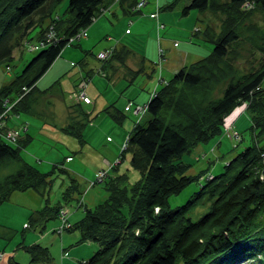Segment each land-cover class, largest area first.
<instances>
[{
	"label": "trees",
	"instance_id": "1",
	"mask_svg": "<svg viewBox=\"0 0 264 264\" xmlns=\"http://www.w3.org/2000/svg\"><path fill=\"white\" fill-rule=\"evenodd\" d=\"M45 1L0 0V64L9 66L13 49L22 44L28 29L35 25L32 14L39 12V19L46 15ZM114 1L127 11L141 14L140 7H136L139 0ZM174 1L164 8H172ZM108 4L105 0H68L69 19H51L52 33L39 30L37 38L46 43L10 82L0 85V115L7 105L4 116L27 109L37 79L61 48L71 42L70 37L90 26ZM194 8L199 13V24L193 35L211 44V52L177 68L147 100L144 110L149 117L127 133L120 159L129 152L130 166L137 170L138 178L131 182L125 173L109 176L102 183L108 191L102 202L83 207L84 215L73 222L66 217L69 227L63 230H77L79 240H92L99 245L82 264H233L239 258L264 264V28L251 30L248 24L243 29L241 23L245 19L254 23L252 16L258 11L259 21L264 24V0H191L181 9L182 14ZM205 11L216 16L219 23L205 22ZM251 31L263 60L245 71L239 66L246 54L240 41L253 46ZM109 49L107 57L96 55L101 60L100 72L104 67L110 68L115 60L124 64L132 52L125 44L103 51ZM159 53L163 54L162 49ZM138 70L129 69L128 74L134 76ZM244 101L251 123L247 128L251 144L226 159L216 174L204 171L197 176L188 175L189 163L183 162L181 155L201 141L220 137L226 114ZM137 106L140 107L126 104L124 111H134ZM105 111L115 119L124 118V111L114 105L105 107ZM75 116L59 130L83 142L89 112L79 111ZM229 124L240 140L241 132L233 129V122ZM3 137L0 133V166L13 159L19 166L0 178V203L10 198L13 191L26 188L48 196L53 171L66 170L56 163L42 172L23 159L20 149L28 144L30 135L19 132L11 140L14 144ZM195 178L201 182L193 196L170 206L168 197ZM69 181L62 192L65 202L78 192L74 178L69 177ZM44 200L42 207L30 213L26 226H39L42 230L48 218L59 217L64 204H49L47 197ZM200 205L206 209L197 218L187 214ZM19 246L28 253L30 263L51 264L48 247L36 242ZM15 261L8 263L17 264Z\"/></svg>",
	"mask_w": 264,
	"mask_h": 264
},
{
	"label": "rangeland",
	"instance_id": "2",
	"mask_svg": "<svg viewBox=\"0 0 264 264\" xmlns=\"http://www.w3.org/2000/svg\"><path fill=\"white\" fill-rule=\"evenodd\" d=\"M147 1L148 3L146 5L147 7H149L150 4L154 0H147ZM160 1L163 2L164 0H160ZM105 2L108 4L110 0H105ZM115 4L120 5L115 2H112V3L110 2L109 7H107L105 10L104 8L101 9L100 15L97 16L96 19L93 20L91 23V26H92L94 22L98 21L97 22L98 24L102 19H105L106 23L109 25V27L112 29L111 31L113 32L112 42L108 41V38L106 37L107 35H102V37H97L95 38V40L93 39L92 35L84 36V37H81L80 39H73L71 40L70 43H67L63 49H61L62 51L60 50V53L58 54L59 56L57 57L59 60H57L54 63L53 67L51 66L50 68L51 70L48 71V68H49L48 67L47 68L48 72L45 71L43 73L44 75L41 74L43 75V76H40L41 79L40 77L38 78V80L40 79L39 80L40 82H38V85H37L39 88H44L48 86L49 84H51L52 82H54L55 80H59L57 83L58 86L57 85L52 86V89L49 92H47L45 95L46 99L51 100L50 104L48 103V105H46L45 108H42V111H43L42 118H44V120L48 124H51L52 126H54V123L56 126L62 124V122L65 121V117L67 116L66 114H68V111H71L70 108L73 109V105L71 106L70 104L73 103V101L76 99L74 95L72 94V92L70 93L68 92L72 90L71 88L73 87V83L75 84L74 88H76V91L78 92L80 90V88L78 87V84H79L78 82L81 80V78L78 77L79 69L83 70L84 74L86 70L91 69V73L93 74V76L97 78H99L98 76H101L103 80H105L106 83L108 82V80L105 79V76H103V74L98 70V68H100L99 65H100L101 60L98 59L96 55L100 47L104 50V49L112 47L113 46L112 44L115 41V39L120 41V39L122 38V35H124L123 31L121 32L120 30V26L122 25V21H121L122 17L125 19L124 20V22L126 23L125 27H128L130 29L131 34H127L125 38H123V40L120 41V43L124 42V43L129 44L133 50L134 49L136 50L138 48H140L141 50H144V47L142 46L145 44L143 43L144 38H146L148 34L153 33L151 31V26H149L150 23L145 18L146 17L145 14L144 13L142 14L132 13L130 15H126L118 9L119 7L114 6ZM111 5L112 7L114 6L115 9H117L115 15H113V13L111 12V9H110ZM44 6L45 7L43 9H44V12H46V15H41L42 18L39 19L38 17L40 15L39 12L32 14L31 19L35 25H33L31 29H28V32L24 35L23 40L21 41L22 44L20 46L18 45V47H15L13 49L14 50L12 52L13 58L11 62L9 61V66L6 67L4 63L0 64V85L10 82V80L18 72L21 71V68L26 64V62L29 61V58H31L40 48H42L43 45H41L40 43L41 42L44 44L46 43L43 40L40 42L39 38H37V34L39 30L47 29L50 31V33H52V30L50 29L52 28L50 25L51 19H54L60 16V19L65 21L69 19V17L71 16L70 12H68L67 10V7L69 6L68 0H46ZM142 8L146 10L145 7L142 6ZM190 11L192 12V14L189 17L185 16L182 19L183 23L186 22V24H188V22L190 23V22L195 21L194 19H195V16L197 15V10L194 8ZM167 14H168V19H169L170 12L168 13L167 11ZM129 18L131 19L133 18V20L134 19L136 20L141 19V20L139 21L138 24L134 25L133 23L131 24L128 23ZM252 18L255 24L254 23L251 24L248 22L251 20L245 19L241 21L243 25V29L246 28L244 27L245 25L249 24L251 27V30L259 29L260 31H262L263 30L262 28H264V24H262V22L259 21L261 18L259 12L257 11L256 13H254ZM205 19H206L205 22L213 21L215 24L219 23V19L209 12L205 13ZM91 26H88L85 28V30H87V34L89 33V28ZM149 27H150V30H149ZM167 29L168 27L161 29V31H164ZM169 32H170V29H169ZM114 34H116L117 37ZM249 34L253 38L252 44L254 47L250 44V42H247L245 40L243 42L240 41L242 43L241 46H243V49H244L242 51L243 53H246V54L239 62V66L241 70H245V71L247 69L249 70L250 65H257L260 63L261 60H263L261 56V52H259L258 54V52L256 51L258 50V48L256 46L257 43L254 42L255 34L252 31ZM50 37L52 38V36ZM177 39L178 41H180L179 38ZM31 44L32 45L34 44L35 49H32V48L30 49ZM207 44L210 46V49H209L210 51L207 50L205 53H203L204 55H206L208 52H211L212 45L209 44L208 42ZM84 50H87V51H84ZM148 51L149 53L151 52L150 50ZM82 59L84 60V63H82L83 62ZM144 64H145L144 66L145 70L141 71L138 74L139 76H137V80H135L136 83H138L139 81H144V79L147 78L148 76L146 73H148L147 69H149L148 67H150L149 65H151V63H148L145 61ZM107 65L108 64H106V66ZM108 69L106 70L105 68V71H108ZM150 72L153 74V76H151L152 74L150 73L151 74L150 76L153 78L154 77L156 78L157 67L156 69L154 68V72L152 71V69ZM95 82L96 80L94 79V83L92 84L93 87H96ZM118 82H119V85H118ZM85 83H86V79H85ZM136 83L135 85H131L130 87L127 86L128 88L126 87L124 89L123 95L120 98L122 99L126 98L125 96L126 91H129V92L135 91L138 87ZM114 85L117 88H119L120 86H125L126 80H124L123 78L118 79L117 77L116 84ZM261 86L264 88V77H263V80L261 81ZM108 87L110 88L104 87V89L106 88V94L110 96L113 92L112 90L113 86L109 85ZM86 88H87V91L89 92L92 89L89 85H87ZM104 89L103 87H101L100 90H103L102 92H104ZM120 98L119 97L116 98V101L119 103V105H120V101L122 102ZM3 102L5 104L8 103L7 100H4ZM246 103L247 101L236 104L234 108L231 109L230 113L226 114L224 118L225 124H223L224 127L222 128V135H220L221 137L220 142L218 140L220 138L219 136H216L213 138L211 137L209 140L205 142L201 141L200 143L197 144V146L191 148L189 152H185L181 155L182 161L185 163H189L190 168H188V170L186 171L188 175L197 176L199 173L204 172V171H208L210 173L216 174L219 171H221L223 167V162H225L226 159H228L229 157L231 158V156L233 157V155L234 156L237 155V153L241 151L243 147L245 148L246 145L248 146V144H251L250 142L251 138L249 135L250 133L248 132L249 130L247 129L249 124L251 123L249 122V118L246 114L247 111L245 110ZM67 106H68V109H67ZM86 108L92 109L91 105H89V107L86 105ZM145 108L146 106L144 104L140 106L139 108H135L136 110L132 112L140 113V112H143ZM6 110L7 109L5 106L4 110L1 113H5ZM12 114L13 113L11 112L10 114H7V116H4V114L2 115V118H3L2 122H4L5 120L4 122L5 125L4 126L1 125L0 127L1 134L5 132L6 128H9V127L10 128L19 127L18 133L19 132L23 133L24 130H26L24 124L18 125L19 123H16L15 120L11 119ZM104 115L106 118L109 119V117H107L106 114H99L98 118L104 117ZM67 117H66V120H67ZM7 119H9V122H7ZM92 119L93 121H95V117ZM68 122H70L69 119H68ZM229 122H233V129H236L238 132H241L242 135H241L240 140H237L238 137L234 135L235 133L231 132ZM91 125H93V127L97 129L98 131L101 130L99 133L97 132L95 133V140H98L99 144H102L103 146V143H104V148H106L105 145L107 146V144L108 146L110 145L113 146L115 139L113 138L112 141H108V139H105V135L107 133L112 138V136L115 134V130H114L115 126H113L114 128H110L109 126H107V124L106 125L104 124L103 126H97L96 121L93 124H91L90 122L89 123L87 122L85 123L83 127V129L86 130L85 132H87L90 127H92ZM117 127H119L118 124L116 125V128ZM127 136L128 135H126L125 137L126 139L124 140V142L128 139ZM4 139L9 141L11 144H14V141L8 140L6 138ZM67 139H69V141L78 142L76 137L73 138L71 136H67ZM124 142L123 144H121V146L118 147L120 149L119 151H124ZM234 143H236L235 146H234ZM95 147L96 146L93 145V149ZM106 149L109 150L108 148ZM20 153L23 155L25 160H27L28 162L32 164H36L38 169L44 172L45 170L48 171L51 169L52 165L54 164L53 163L54 160L57 159L60 156V154H64V155L67 154L73 157L75 151L68 149L66 147L64 148L60 144V142H58V140H55V138L52 139L47 136L45 137V135L43 136L41 133H36V135L33 136V139L30 142V144L24 145L20 149ZM117 153L118 152L115 153V156L112 159L113 162L110 165L107 164L104 167L106 169L104 168L99 169L104 172L102 175H100L102 176L101 178H99L100 180L96 179V175H95V177H92V179L94 178L97 182L92 180L95 183L93 185H89L88 184L89 181L80 182V184H78L79 185L78 187L80 189L78 190V192L77 191L74 192L75 194L73 195L74 197L71 200H68L67 202L64 201V198L62 197L63 195L62 192L64 191L67 184H70L69 177L73 175H69V172H67V170L59 171L56 168L53 171V175H51V183H50L51 185H50L49 192H48L49 194L48 203L55 204L58 202V203L64 204L65 207L67 208L66 217L68 218V220H70V222H73L77 220L79 217H81L82 215H84L83 214L84 204L78 205L76 199L81 200V202H82V199L83 201L84 199L85 200L93 199L95 201H93L92 204L89 203L87 205V207L89 206L93 207L96 204H99V202H102L106 198L108 191L105 190L102 183L104 182V180L108 178L107 173L109 171L110 173L112 172V174L114 175H118L119 173L120 174L125 173L127 174L129 181L130 180L131 182L135 181V179L138 178L139 174L136 169H133L130 166L129 152L128 153L124 152L122 161L118 162L117 168H114V167L110 168L111 165L114 163V159L116 158ZM120 158L121 156L119 153L116 161L121 160ZM60 159H62V162H63L62 166L66 165V161H64L62 157ZM87 161H88V165H91L93 163V161L89 159L88 156H87ZM88 165L86 167L82 165H79V166L75 165L74 168L77 171H80V172L84 171V172H88L89 174H91L90 167ZM18 166L19 164H17V161H15L14 159L10 160L7 163L3 162V164H1L0 166V178H3L4 175L16 170ZM200 182L196 178L192 179V181L189 184H187L184 188L182 187V190H180L178 193H175V194L172 193V195L168 197L169 199L168 204L173 207V205L174 206L179 205L185 202V200L190 199V197H192L193 194L200 188L199 187ZM45 197H47L46 193L45 195H40L37 192V190L35 191L33 189L26 188L23 191H19V190L13 191V193L10 195V198H8L7 202L5 200V202L3 201L0 203V252H4V249L6 250V252H8L9 250H12L11 254L13 255V258L16 260L15 262L17 264H32L29 261L30 258H29L28 253L25 251L24 248L18 245L20 243L30 244V243L36 242V243H39L41 245L48 247L47 250L50 256L52 257L51 264H60V260L62 258H64L62 264H82L81 261H84L88 259L89 257H91L92 256L91 254H93V252L96 250L97 246L99 245L92 240L91 241H81V239L79 240L80 235H78L77 230H70V229L63 230L61 233L60 232L57 233L53 231L52 228L55 227V225L59 222L58 217L50 218V219L48 218V220L44 223L45 228H43L42 230L39 229L40 228L39 226L38 227H28L27 226V228L22 227L21 222L24 220L27 223L28 218H30L29 214L31 212L27 213V211L28 210L31 211L33 208L37 209V208L42 207L45 202L44 200ZM205 209H206L205 205L204 206L200 205V206H197L195 208H191L190 210H188L187 214L194 219V218H197L202 212H204ZM9 224H12L11 228H15L14 234H12L13 231L11 230L10 226H8ZM70 247H73V248H70ZM7 256L8 254L6 253L5 261H8ZM233 264H254V263L253 261L243 260L239 258L238 261L234 262Z\"/></svg>",
	"mask_w": 264,
	"mask_h": 264
},
{
	"label": "crops",
	"instance_id": "3",
	"mask_svg": "<svg viewBox=\"0 0 264 264\" xmlns=\"http://www.w3.org/2000/svg\"><path fill=\"white\" fill-rule=\"evenodd\" d=\"M144 1L145 3H142V5L140 6V12L141 14L142 13L145 14L146 16L145 18L150 23L149 26H151V31L153 32L152 34L147 35L146 37L147 40L146 38H144L143 43L145 44L142 45L144 47V50H141L140 48L133 50L129 44L124 43V42L120 43V41L123 40V38H125L127 34H131L130 29L128 27H125L126 26V23L124 22L125 19L122 17V20H121L122 25L120 26V30L121 32L123 31L124 35H122V38L120 39V41L115 39L112 45H114L115 48H119L120 46H123L125 44V46L132 49L131 50L132 52H130L129 55L126 56L125 63L121 64L120 62L115 60V62L113 61L109 69L106 68V70L108 69V71H105V67L103 68L104 71L101 70V73L103 74V76H105V79L108 80L107 83L105 82V80H103L101 76H98L99 78L93 76V74L91 73V69L86 70L85 74L83 70L79 69L78 77L81 78V80L78 82L79 83L78 87L81 81H83V79H86L85 93L91 99L88 103H85L83 102V100H80V99L74 100L73 103L70 104L71 106L73 105V109L70 108L71 111H68V114H66L68 116V117L66 116L67 120L65 117V121L62 122V124L58 126H56L55 123H54V126H52L51 124H48L44 120V118H42V113H43L42 108H45L46 105H48V103L50 104L51 100L46 99L45 95L47 92H49L52 89V86L57 85L59 80H55L54 82H52L51 84H49L48 86L44 88H39L37 85H38V82H40L39 81L41 79L40 77L39 80L37 79V82H35V87L32 89L33 92L31 93V96H30L31 97L29 100L30 102L28 103V105H26L27 109L21 110L20 113L18 114H12L11 119L15 120L16 123H19L18 125H22L23 122L25 123L24 126L26 130L25 132H23V134H28L31 137L28 144H30V142L33 139V136H35L36 133H41L43 136L45 135V137L47 136L52 139L55 138V140H58V142H60V144L64 148L66 147L68 149L75 151L73 157L67 154L66 155L60 154V156L57 159H55L53 163L54 164L58 163V165L60 164L61 166L60 165L59 166L67 170V172H69V175H73L70 177L74 178L75 182H77L78 190L80 189L78 187L79 186L78 184H80V182L89 181L88 183L89 185L95 184V183L91 184L92 180H94V178L92 179V177H95V174L98 172L97 170L104 168L107 164L110 165L113 162L112 159L114 158L116 152H118L117 156L114 159V163L111 165L110 168L112 167L117 168V164L120 161V160L116 161L120 153L119 151L120 149L118 147L121 146V144H123L124 140L126 139L125 137L127 133H129V131L134 128L133 126L137 124V122L141 123L143 120L145 121L147 117H149L148 114H146L145 110L140 113L138 112L134 113L127 109L124 111L126 104L127 105L137 104L139 106L146 104L147 100L150 97H152V94L157 90V88L159 89V87L162 86L163 82H165L167 79L171 77V75L174 74L177 68L179 69L183 64H187V62L190 63L196 60L197 58L202 57L204 55L203 53H205L207 50L210 49V46L206 43L205 40H202V38L197 37V35L196 36L193 35L195 26L197 27L199 24L198 19H197L199 15L198 12H197V15L195 16L194 22H190V23L188 22V24H186V22L183 23L182 19L185 16L189 17L192 14V12L188 11L187 14L186 13L182 14L181 9L184 7V5H187L188 2L191 0H183V1L175 0L173 7L168 8V9L164 8V6L170 2H173V0H164L163 2H161L160 0H154L155 2L153 1L149 7H147L146 5L148 1L147 0H144ZM110 2L111 3L115 2V3L120 4L118 1H114V0H110ZM110 2H108L109 4L107 5V7H109ZM126 4H128V2L124 3V5ZM114 6L119 7L118 9L126 15H130L133 13V12L123 9L122 6H119L116 4ZM114 6L112 7L111 5L110 7L113 15H115L117 11V9H115ZM142 6L145 7L146 10H144ZM106 8H104V10ZM167 11L168 13L170 12L169 19H168ZM153 12L154 13L157 12V13L155 16L153 15L151 17L150 13H153ZM133 14H137V13L135 12ZM102 20L98 24H97L98 21L94 22L92 26L90 23L91 27L89 28V33L87 34V30H84V34L81 37L92 35L93 39L95 40V38L97 37H102V35H107L106 37L108 38V41L112 42L113 40L112 39L113 32L111 31L112 29L106 23L105 19H102ZM140 20L141 19L133 20V18L132 19L129 18L128 23L130 24L133 23L135 25V24H138ZM167 23L169 24V26ZM166 27H168L167 30L161 31V29H164ZM169 29H170V32H169ZM149 30H150V27H149ZM114 35L116 36V34ZM177 38H179L181 42L178 41ZM147 49L150 50L151 51L150 53L152 54H150ZM159 49H162V53H163L162 55L159 53ZM102 50L103 49L100 47L98 49V52ZM84 51H87V50H84ZM58 56L59 55H57L56 59L52 61L51 65L48 68V71H50L51 66L53 67L54 63L57 60H59L57 58ZM145 61L148 63H151V65H149L150 67H148L149 69H147L148 73H146L148 76L147 78L144 79V81H139L138 83H136L135 80H137V76H139L138 74L141 71L145 70L144 68ZM156 67H157V73H156L157 75H156V78L155 77L153 78L151 77L153 76V74L150 71L152 69V71L154 72V68L156 69ZM135 68L136 70L140 69L138 70V73H135L134 76L128 74L129 69L135 70ZM48 71L46 70V72ZM117 77L118 79L123 78L124 80H126V85L120 86L119 88H117L114 85L116 84ZM94 79L96 80L95 85L97 88L92 86V84L94 83ZM135 83L138 86L137 89L133 92L126 91L125 92L126 98L124 99L120 98L123 95L124 89L127 86L130 87L131 85H135ZM87 85H89L92 88L91 90L93 91L91 90L90 92L87 91V88H86ZM109 85L113 86L112 87L113 92L110 96L106 94V88H110L108 87ZM118 85H119V82H118ZM100 86L103 87V89L104 87H106L104 89V92H102L103 90H100L101 89ZM74 87H75V84L73 83V87L71 88L72 90H70L68 93L72 92V94L75 95L77 91H76V88ZM118 97L120 98V100H122V102L120 101V105L116 101V98ZM86 105L88 107L89 105H91L92 109H87ZM110 105H114L115 107L119 108V110L124 111L125 113L124 118L121 120H118L117 118L115 119L112 116H110L108 113H106V111L104 112L105 107L110 106ZM68 106H67V109H68ZM74 108L76 109L75 111H74ZM84 110H86V112H89V119H90L89 122L91 124H93L96 121L97 126H103L104 124L105 125L107 124V126H109L110 128H114L113 126H115L114 128L115 134L112 136V138L107 133L105 135V139H108V141H112L113 138L115 139L113 146L112 145L108 146V144L107 146L105 145V147L108 148L110 151L104 148V143L102 146V144L98 143V140H95V133L96 132L99 133L101 130L98 131L97 129L93 127V125H91L92 127H90L87 132H85L86 130L83 129V132H82L83 139H84L83 142H80L78 140H77L78 142L69 141V139H67V136H71V135L66 134L65 131L63 132L59 130L60 126L68 122V119L71 122L72 119H74V117L77 118V116H75L77 112L79 111L83 112ZM22 113L24 116L22 115ZM99 114H106V116L109 117V119L106 118L105 115L104 117L98 118ZM94 117H95V121H93L92 119ZM37 118L40 120H38ZM7 122H9V119H7ZM113 122L115 124L117 123L119 127L116 128L117 124L115 125ZM93 145L96 146L94 149H93ZM87 156L89 159L93 161L91 165H88ZM61 157L63 158L64 161H66V165L62 166L63 162H62V159H60ZM22 158L25 159L23 155H22ZM33 165L36 166V164H33ZM75 165L76 166L82 165L84 167L88 165L90 167L91 174H89L88 172H84V171L82 172L77 171L74 168ZM36 168L38 169L37 166ZM107 174H108L107 177H109V174L110 176H114V174H112V172L110 173V171ZM76 200H77L78 205L84 204L83 207H87L89 203L92 204L93 201H95L93 199L91 200L84 199V201L82 199V202L81 200H78V199ZM48 201H49V198H48ZM33 210H35V208H33L31 211L28 210L27 213H30ZM21 224H22V227L27 228L26 221L23 220ZM58 224L59 222L55 225V227L52 228L53 231H55V228L58 227ZM8 226H10L11 228L12 224H9ZM14 229L15 228H11V230L13 231L12 234H14L15 232ZM70 248H73V247H70ZM4 252H6L5 249H4ZM11 252L12 250H9L8 252H6L8 256L10 255L9 257L7 256L8 261L11 259L15 260ZM63 260L64 258L60 260V264H62Z\"/></svg>",
	"mask_w": 264,
	"mask_h": 264
},
{
	"label": "built area",
	"instance_id": "4",
	"mask_svg": "<svg viewBox=\"0 0 264 264\" xmlns=\"http://www.w3.org/2000/svg\"><path fill=\"white\" fill-rule=\"evenodd\" d=\"M142 3H145V1L139 0V2L136 4V7L137 8L140 7L142 5ZM150 15L152 16L153 14H150ZM84 30H85L84 28L83 29L81 28L80 31L76 35H74L73 37H70V39L73 40V39L81 38V36L84 34ZM49 36H52V35L49 33L48 37ZM40 44L44 45V43H42V42ZM31 48H34V46L31 45L30 49ZM109 51H110V49L105 50V51L102 50V52L98 53L97 56L100 57L101 59L103 57H107V54L109 53ZM85 84H86L85 79H83V81H81L80 86H79L80 90L78 92H76L75 95L74 94L73 95H74L75 99H81V100H83V102L85 101V103H88L91 99L85 93V88H84ZM6 105H7V103H6ZM8 108H9V105H7L6 109H8ZM137 108H139V107L137 106ZM3 114H5V113H3ZM3 114L0 115V127H1V125H3V126L5 125V123L2 122V115ZM20 127H22V126H20ZM18 130H19V127L18 128H13V127L12 128H6L5 132H3L2 134L7 139H9V140L13 139L14 140L15 137L17 135H19ZM103 173H104L103 171L99 170L96 173V179L101 178L102 176H100V175H102ZM94 181L97 182L95 179H94ZM94 181H92L91 184H93ZM66 213H67V209L65 207L59 209V212H58L59 226L55 228L56 232H59V231L61 232L65 227H69V223L67 222V219H66V216H67ZM5 257H6V253L0 252V264H9L8 261L7 262L5 261Z\"/></svg>",
	"mask_w": 264,
	"mask_h": 264
},
{
	"label": "water",
	"instance_id": "5",
	"mask_svg": "<svg viewBox=\"0 0 264 264\" xmlns=\"http://www.w3.org/2000/svg\"><path fill=\"white\" fill-rule=\"evenodd\" d=\"M253 92H255V91H253ZM253 92H252V93H253Z\"/></svg>",
	"mask_w": 264,
	"mask_h": 264
}]
</instances>
